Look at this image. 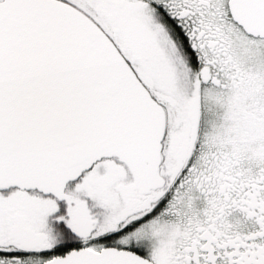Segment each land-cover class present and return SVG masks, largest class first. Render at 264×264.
Listing matches in <instances>:
<instances>
[{
	"label": "snow or ice",
	"instance_id": "snow-or-ice-1",
	"mask_svg": "<svg viewBox=\"0 0 264 264\" xmlns=\"http://www.w3.org/2000/svg\"><path fill=\"white\" fill-rule=\"evenodd\" d=\"M0 264H264V0H0Z\"/></svg>",
	"mask_w": 264,
	"mask_h": 264
}]
</instances>
